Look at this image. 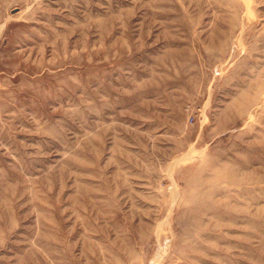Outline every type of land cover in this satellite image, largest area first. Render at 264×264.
<instances>
[{
  "label": "rangeland",
  "instance_id": "374dc122",
  "mask_svg": "<svg viewBox=\"0 0 264 264\" xmlns=\"http://www.w3.org/2000/svg\"><path fill=\"white\" fill-rule=\"evenodd\" d=\"M259 230L264 0H0V264H264Z\"/></svg>",
  "mask_w": 264,
  "mask_h": 264
},
{
  "label": "bare ground",
  "instance_id": "6f19581e",
  "mask_svg": "<svg viewBox=\"0 0 264 264\" xmlns=\"http://www.w3.org/2000/svg\"><path fill=\"white\" fill-rule=\"evenodd\" d=\"M229 167V166H228ZM225 164L224 165H221V166H218V164H214V166H213V168H214V171H212V174L211 175H209V176H207V177H204V178H202V177H199V178H197L194 182H193V188L191 189V192L193 191V189H194V194H196V189H198V187H201V186H203V184H205V183H207V182H211V181H216L218 178H219V170L220 169H226V168H228ZM230 168H232V167H230ZM230 170V169H229ZM202 171V170H201ZM225 177L226 178H228L229 179V181H231V180H233V179H235V178H242V176L241 177H239L237 174H235L234 172H233V170L232 171H228V172H226V174H225ZM206 192L207 193H209V191L208 190H206ZM194 196V195H193ZM193 196H192V198H193ZM253 200L254 199H252V197H249L248 198V201H250L251 203L253 202ZM245 211H246V209H244ZM261 233H259V235L264 239V233H262V230H259ZM262 239V240H263ZM264 241V240H263Z\"/></svg>",
  "mask_w": 264,
  "mask_h": 264
}]
</instances>
